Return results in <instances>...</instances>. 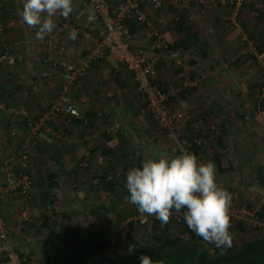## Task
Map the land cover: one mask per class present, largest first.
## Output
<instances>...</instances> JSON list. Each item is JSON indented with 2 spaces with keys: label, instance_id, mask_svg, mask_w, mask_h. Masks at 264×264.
<instances>
[{
  "label": "crops",
  "instance_id": "0c3cea01",
  "mask_svg": "<svg viewBox=\"0 0 264 264\" xmlns=\"http://www.w3.org/2000/svg\"><path fill=\"white\" fill-rule=\"evenodd\" d=\"M257 1L264 5V0ZM72 5L73 12L67 18L59 12L53 17L56 28L52 33L37 39V29H30L22 21L23 0H0V151L25 139L17 112L26 110L36 116L57 97L64 78L62 70L54 66L55 62L63 60L80 66L85 61L88 44L83 35L79 33L78 40L71 41L62 25L77 22L92 30L101 25L83 0H72ZM202 5H207V8ZM146 13L148 23L131 36V41L135 46L149 47L153 43L152 33L157 30L168 43L175 45L168 54L160 55L159 82L165 91L170 92L173 86L170 76L176 77V81L185 87L182 90L183 103L187 102L188 108L194 107L193 111L190 110L200 114L203 121L204 115L200 112L205 106L198 105L201 96L196 90L211 78L212 75L207 73L213 64L225 67L223 60L233 56V61H236L250 51H238L239 42L246 39V15L230 0H163L160 9L148 5ZM180 15H184L185 23L191 25V32L197 33L199 43H207L206 48L212 49L210 58H199L195 64L191 63L197 47L176 46L186 34L176 29ZM52 37L57 40L56 48L49 51L47 43ZM133 89L139 95L135 96ZM72 93L80 111L90 117L89 124L85 126L81 121L63 120L57 127L58 133L63 135L59 139L52 132L49 137V131H44L43 139H40L41 145L46 146L43 156L36 147L28 146V166L34 180L30 197L17 194L3 205L15 251L37 264H58L59 261L97 264L96 251L107 244H110L107 246L109 249L116 240L117 222L130 212H138L136 206L126 200L127 171L156 154L171 158L179 155L181 150L178 139L153 119L131 72L112 58L94 62L88 72L76 80ZM179 96L177 91L173 98L177 109H180ZM239 104L236 127H229L230 131L224 137V140L229 136L234 138L231 144L226 141L223 147L218 142L219 132L217 135L209 134L213 126L221 127L223 118L221 121L214 119L217 125L210 124L208 128L195 119L197 122L193 121L188 127L192 128L193 135L203 132L196 139L206 146V152L190 153L200 163L210 161L215 164L217 183L219 174L222 178L226 176L227 186L218 185L231 194L232 205H246L261 211L264 181L260 178L253 181L252 175L258 176V172L264 169V112H255L250 118L245 101ZM212 106L216 110V106ZM7 125L10 127L6 128ZM200 125L202 128H197ZM188 127L186 124L180 127L181 135L190 137L191 129ZM9 128L17 129L18 141L7 137ZM219 153L226 155L222 160L228 171H217L215 160ZM247 168L249 170L245 174ZM231 173L239 178L232 181L235 176ZM106 175L112 177L117 185H107ZM50 176H55V179ZM24 206L34 220H39L38 224L21 226L16 222ZM69 209L72 213L68 212ZM62 213L68 216H62ZM66 220L75 223L74 228L69 227L72 233L61 227ZM144 225L143 219L136 228L139 237L144 235ZM69 234H72L71 238ZM121 243L124 249L126 243L124 240ZM93 256L95 259L91 258Z\"/></svg>",
  "mask_w": 264,
  "mask_h": 264
},
{
  "label": "built area",
  "instance_id": "2783aa9c",
  "mask_svg": "<svg viewBox=\"0 0 264 264\" xmlns=\"http://www.w3.org/2000/svg\"><path fill=\"white\" fill-rule=\"evenodd\" d=\"M85 2L99 17L101 26L98 31L92 32L85 29L82 31L77 25L64 24L62 26V30L69 34L71 41H77L78 34L82 33L85 43L88 44L85 61L80 66L72 65L63 60L55 62L54 66L62 70L64 78L59 97L40 116H35V118L30 116V136L22 149L10 145L0 154V264H36L34 260H28L26 256L20 255L13 248L2 206L5 201L17 194L26 197L32 187L33 181L27 170L29 157L25 153V148L29 143L31 145L37 143L33 137L39 128L46 122H56L63 116L70 119L83 118L76 107V100L70 95V89L75 77L83 75L94 62L112 58L123 64L133 75L137 88L153 119L161 128L166 129L172 137L180 139L181 128L179 125L192 120L191 113L174 107L171 97L177 93V90L171 86L170 92H167L159 82L160 55L170 51L169 44L162 33L154 30L152 33L153 43L149 47H138L126 40L130 28L126 21L148 23L147 6L160 9L163 6V0H85ZM230 2L240 8L243 0H230ZM56 42L54 37L48 41L49 51L56 48ZM17 114L23 116L27 113L17 112ZM213 128L215 129V126ZM11 134L13 136L17 134L16 128H11ZM195 141L197 140L195 139ZM180 146L181 153L189 152L188 147L191 146V143L182 140ZM259 212L260 209L258 208L231 204L229 210L231 225L246 224L255 232L263 233L264 217L262 218ZM136 216L125 219L122 227L118 228L116 232L123 230V226L129 220H136ZM140 217L144 219L155 218V216L149 215L138 218ZM25 220L30 221L31 218L28 210L22 208L18 214V221L23 222ZM169 220L184 223L183 212L172 210Z\"/></svg>",
  "mask_w": 264,
  "mask_h": 264
},
{
  "label": "trees",
  "instance_id": "16d2710c",
  "mask_svg": "<svg viewBox=\"0 0 264 264\" xmlns=\"http://www.w3.org/2000/svg\"><path fill=\"white\" fill-rule=\"evenodd\" d=\"M244 1L245 0H243L244 5L242 4L243 5L242 7L244 9H242V7H241L240 10H242V12L244 14H246L247 10H249L248 14L252 13V15H254L255 22L252 21V19L250 22L253 25L257 24L258 27H261V33H259V36H255L253 31L250 32L247 28L249 26V23H248L249 21H248V19H245V23H246L245 28H246V31L248 33L249 39L248 40L244 39L243 41L239 42V47L240 48L243 47V48H245V50L249 46H251V48L250 49L247 48L250 51H247L246 52L247 54L240 56L237 59L238 61L237 60L233 61L234 64H236L237 66L243 64L244 62L246 63V61H249V60L257 62L259 55L264 53V5L263 4H257L256 5L254 3L245 4L246 1L245 2ZM83 2L93 12V10L90 8V5H88L85 2V0H83ZM231 4L234 5V3H231ZM202 7L205 9V8H207V5H202ZM95 16L99 20V17L97 15H95ZM176 22H177L176 23L177 24L176 29L178 30V32H180V33L185 32L186 33L185 36L182 37L180 39V41H178V45H176V46H180V47L187 48V49L190 46H196L197 47L196 48L197 54H196V56H194V58L190 59V62L195 64L197 62V59H199V58H201V59H207L208 57L210 58L211 53H212V49L209 50L208 48H206L208 45L207 43H204V44L199 43L197 33L191 32V29H192L191 25H188L187 23H185V16L180 15ZM126 23H128L129 27H130L129 32H128V37L126 38V40L128 42H131L132 44H134V42L131 41V36L138 29H140V27H143L146 24L145 23H137V21H131V20H127ZM64 24H67V23H64ZM69 25H73V26L77 25L79 30L82 29V31H83L85 29V30H89L92 32H97L98 29L100 28V26H99V28L97 30H92V29H89L87 27H84V26L78 24L77 22L69 23ZM80 34H82V33H80ZM78 37H79V35H78ZM255 38H257L258 43L256 41H254V44L250 45V40H253ZM165 40L167 41L166 38H165ZM168 44H169V46H168L169 49L175 48L174 44H171V43H168ZM88 70L83 75H79V76L75 77V79L72 83L71 89H70V95L73 98H74V96H73L72 90H73V87L75 86L76 80L80 77L82 78L88 72ZM258 85L261 86V88H263L264 83L260 82ZM62 88L63 87H61L59 93L57 94V97H59V94H60ZM259 91L262 92L261 89ZM57 97L54 99V101L57 99ZM173 98L174 97H171V100H173ZM52 103H51V105H52ZM260 103L261 104L264 103V97L260 100ZM51 105L47 109H49L51 107ZM76 107L78 108L77 102H76ZM79 111H80V109H79ZM20 112L27 113L26 115H23V116L17 114L18 115L17 117L19 118V124L21 125V127L23 128V131H24V138L25 139H23V141H20V143L16 144V146L14 144V146L17 149H22L23 145H25L28 142L27 139L30 136V129H31V126L29 125V123H30L29 119H30V116L32 117V115L29 114L26 110H20ZM80 112L83 115V118H81V119L80 118L70 119L68 117L63 116V117H60V119L57 120L56 122H46L44 125H42L39 128V130L37 131V134L33 137L37 143L35 145H31L29 143L25 148V151H26L25 153H27V147L32 146L34 148L36 147L37 151L40 152V155L43 156V151L46 148V146L44 144L41 145V140L43 139V137L41 139L42 133L47 130V131H49V137H51V134H50L51 132L54 134V136L58 137V139L63 137L62 134L58 133L60 131H58V129H57V127L61 124V122L63 120H69V121L77 120V121H81L83 125L87 126L89 124V118L90 117L86 113H83L82 111H80ZM208 112L210 114H212L213 112L215 113L216 110L213 108V106H211L210 109L208 110ZM42 113L36 115V117L40 116ZM34 118H35V116H34ZM85 121H87V123H85ZM228 121H231V119L223 117V121L220 124L221 127L217 128L215 126V129L214 128L211 129L212 133L211 132L209 133V134L215 135V133L217 131H220L221 134L218 136V142L222 146L225 145V142H226L224 140L226 133H228V131H230L229 125L227 124ZM191 122H193V115H192V120L190 122L186 123V126L188 127L191 124ZM8 127H10V126L7 125L6 128H8ZM188 129H191L190 137L183 135V134L181 136H182V139L186 138L183 140H187L188 142L191 143V146L188 147L189 152H192L195 154H199L200 152H206V146L204 144L200 143L196 139L200 135H203L202 134L203 132L201 131V132H199L198 135H195V134L193 135L192 128L188 127ZM18 135L19 134L17 131V134L15 136H13L11 134V128H9V132H8L7 137H9L13 140H17ZM181 136H180V138H181ZM204 136H207V135H204ZM195 139L197 141H195ZM14 143H15V141H14ZM7 147H5L4 150ZM4 150L0 151V154H2ZM27 155H28V153H27ZM225 156L226 155L225 154L222 155V153H219L216 156L215 162H216V166H217V171L224 172V171L229 170L228 167L224 166V163L222 160L223 158H225ZM28 157H29V155H28ZM49 159H51L50 156H49ZM18 165H20V164L18 163ZM28 165L29 164H27V170H28V172L32 178V181H33V184L31 187V189H32L34 186V180H33V176L31 175V173L29 171L30 168ZM50 177H52V180L55 179V176H50ZM259 178L262 182L264 181V169H261V171L258 172L257 179H259ZM104 180H105V183L109 186L117 185L116 181L112 177L109 178V176H107V175L104 177ZM31 189L29 190V192L31 191ZM28 197H30L29 193L24 198H28ZM4 203H3V205H4ZM236 205H239V204H236ZM23 208L28 210L27 206H24ZM2 209H3V206H2ZM259 213H260V216L263 218L264 217V206L262 207V210ZM129 214L130 215L121 218L116 224V227H115L116 240L114 241V243L112 245V249L110 251H108L107 246H109L110 244H107L103 247V249L96 251V255H95L96 256V260H95L96 263H98V264H140V257L143 255H147L153 259V264H264V232L263 233H257L254 230H252L246 224L239 223L235 226L231 225L230 232H231V235L234 234V236L232 238V245H231V247L226 248L225 250L221 251L220 249H217L213 244L205 242L204 240H202V238H200L194 232H192L187 227L185 222L179 223L175 220H169L168 223L163 224L160 220H158L156 218H145L144 219V218L140 217L136 220H129L125 224V226H123V230H121L120 232H116L118 228L122 227L123 221L125 219L129 218L130 216L138 215V216L144 217V215H147V214H141V213H139V211L138 212L133 211V212H130ZM63 215L68 216L66 213H62V216ZM4 216H5V214H4ZM29 216H30L31 220L30 221L25 220L23 222H19L18 216H17L16 222L18 224H20L21 226H27V225H30L32 223H36V224L39 223V220H37V219L34 220L33 217L30 215V213H29ZM4 218H5L6 223H7L8 233H10V227L8 225L7 218L6 217H4ZM47 218H49V217H47ZM143 219H144V224H145L144 226L146 227L144 229L145 234L143 235V237H139L138 236L139 234H137L135 231H136L137 226L142 223ZM57 223H58V220H57L56 224ZM140 238H142L141 239L142 242L140 241ZM9 239H10V235H9ZM123 240L126 243V246L124 247V249H123L122 243H121ZM143 244H144V246H143ZM127 246H130V247H128V249H126ZM13 248L15 249L14 246H13ZM102 252H104V255ZM95 256H93L91 258L95 259ZM100 256H102V257H100ZM26 257L28 258V260L31 259L28 256H26ZM97 257H100V258L97 259ZM40 264H43V263H40ZM72 264H74V262ZM78 264H84V263L80 262Z\"/></svg>",
  "mask_w": 264,
  "mask_h": 264
},
{
  "label": "clouds",
  "instance_id": "9594fccd",
  "mask_svg": "<svg viewBox=\"0 0 264 264\" xmlns=\"http://www.w3.org/2000/svg\"><path fill=\"white\" fill-rule=\"evenodd\" d=\"M59 12L67 18L73 12L72 0H23L22 21L36 28L43 39L56 28L53 17ZM126 200L141 214L168 223L172 210L183 212L187 227L221 251L232 245L229 210L231 194L220 187L213 162L200 163L189 152L169 158L156 154L130 168L126 174ZM140 264H153L147 255Z\"/></svg>",
  "mask_w": 264,
  "mask_h": 264
},
{
  "label": "rangeland",
  "instance_id": "374dc122",
  "mask_svg": "<svg viewBox=\"0 0 264 264\" xmlns=\"http://www.w3.org/2000/svg\"><path fill=\"white\" fill-rule=\"evenodd\" d=\"M245 1H246L245 4H249V3H254L256 5L257 4H263L260 1L255 2V0H245ZM242 4H243V2H242ZM243 5H241V7ZM241 7L238 8V9H241ZM242 9H244V8L242 7ZM248 13H249V10H247L246 14L243 13L244 15H246L245 19H248V21H249L248 22L249 23L248 27H250L251 30H253L255 36H259V33H261V29L257 25L255 27H253V24L250 21L252 19V21L255 22L254 15H252V13L251 14H248ZM244 35L246 37V40H248L249 38H248L247 31H245ZM254 41L257 42L258 41L257 38H255L253 40H250V45L251 44L253 45ZM242 48H239L238 51L239 52L242 51V50L245 51V48H243V49ZM247 48L250 49L251 46H249ZM247 48H246V50H247ZM168 52L166 54H168ZM222 63H224V65H227V66L224 67L223 64L219 65V66L217 64H213L214 65L213 68L210 69L209 72L207 73L208 75H212L211 78L207 81L206 85H204L202 88H199V89L196 90L197 95L201 96V100L198 99V100H200V101H198V105L201 104L203 107L205 106L203 108V110H201V112H200L201 115H204V120L203 121H201L202 117L200 116V114H195L194 112H192L194 107L188 108V103L185 102V101L183 103L182 100H183L184 97L182 95V90L185 88L184 85L182 83L180 84L178 81H176L177 80L176 77L170 76L169 81L171 82L170 84H172L174 86V88L177 91H179V95H180L179 98H180V101H181L180 104H179V108L182 109V110L185 109L184 111H188L189 113H191L193 115V121H195V119H197V121H199L198 124H201V123L206 124L207 128H208L210 124L214 125L216 123L214 119H217V121H221V119L223 117H225V118H230L231 119V121H228L227 123H228L230 129H234L233 126L236 127V122H237L236 111H237V108H238V104L240 102L245 101V107H246V109H247V111L249 113L250 118L253 117L255 112H258V111L264 112V103H262V104L260 103V100L264 97V86H263V88H261V86L258 85L260 82L264 83V53L259 55V58H258L257 62L249 60V61H246V63L244 62L245 64L237 66L236 64H234L233 56H232V57L228 58L227 60H223ZM171 66H174V64H171ZM198 74L200 75L201 73H198ZM260 89H261L262 92L259 91ZM133 90L135 92V96L139 95L135 91V89H133ZM220 103H222V105ZM206 105H207V108H206ZM212 105L216 106V112L215 113L213 112L212 114H210L208 112V110L210 109V107ZM239 105L242 106V104H239ZM174 107H177L175 105V103H174ZM220 107H223V109H221ZM195 116H198V118H195ZM197 121H195V122H197ZM191 123H193V122H191ZM183 124L185 126L186 123H181L179 126L181 127ZM206 125H204V127ZM215 125H217V124H215ZM238 126L240 127V124ZM197 128L201 129L202 125H200ZM217 128H219V127H217ZM220 134L221 133L219 131L218 136ZM173 138H175V137H173ZM183 139H186V138H183ZM183 139H182V136H181V138L178 139V141L181 143V141ZM233 139L234 138L229 136V137H226L225 141H228V143L231 144V141H233ZM176 145H177V143H176ZM179 149H181V146H180ZM180 153H181V150H180ZM248 170H249L248 168L245 169V174L248 173L247 172ZM231 175H232V173H231ZM234 176H233L234 178L231 179L232 181H235L236 179L239 178L236 175H234ZM243 178H244V176L241 177V179H243ZM256 178H257V176L254 173L252 175V180L253 181H258V179H256ZM218 183L220 185L223 184V185L227 186L226 176L224 178H222L221 174H219ZM257 187L259 188V185ZM261 189H262V187H260V191H261ZM69 211H70V213H72L70 209L68 210V212ZM138 217L139 216L137 215L136 219H138ZM84 218H86V216H84ZM81 219H83V218H81ZM61 227L64 230L68 228V230H65V231H67L68 233H72L71 231H69V227L74 228L75 227V223H74V221H67L66 220V221H64L63 225L61 224ZM73 231H75V229ZM144 234H145V232H144ZM71 235L72 234H69V237ZM233 236H234V234L232 235V238H233ZM111 249H112V246L108 250H111ZM35 263H36V261H35ZM58 264H69V263H68V261H62V262L59 261Z\"/></svg>",
  "mask_w": 264,
  "mask_h": 264
}]
</instances>
